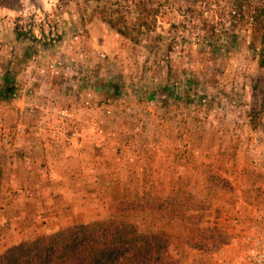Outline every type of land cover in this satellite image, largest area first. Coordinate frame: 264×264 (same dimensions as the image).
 <instances>
[{
  "label": "rangeland",
  "instance_id": "1",
  "mask_svg": "<svg viewBox=\"0 0 264 264\" xmlns=\"http://www.w3.org/2000/svg\"><path fill=\"white\" fill-rule=\"evenodd\" d=\"M141 1L160 14L171 6L154 21L176 29L134 47L88 27L85 0H0V237L2 223L72 216L82 201L128 221L123 203L179 221L176 264H264V70L239 41L227 59L207 54L187 0ZM30 25L37 43L12 40V27ZM160 46L170 53L157 56ZM158 223L140 233H160ZM194 224L228 244L189 248Z\"/></svg>",
  "mask_w": 264,
  "mask_h": 264
},
{
  "label": "trees",
  "instance_id": "2",
  "mask_svg": "<svg viewBox=\"0 0 264 264\" xmlns=\"http://www.w3.org/2000/svg\"><path fill=\"white\" fill-rule=\"evenodd\" d=\"M129 1L85 0L86 7L91 8L90 14H86L85 23L91 27L93 22L97 21L101 28H106L110 37L133 41L134 47L140 42L138 35L155 32L158 36L166 38L171 28L176 29L173 23H165V19L158 26L160 29H157V22L154 21L158 17L172 18L171 6L163 7L164 11L160 14V8L151 12L141 0L138 5H126ZM187 2L189 5L184 13L193 16L191 22H197V29L202 38L200 45L207 49V54L212 57L218 54L227 59L233 54L231 45L239 41L240 45L250 52L251 59L255 60L257 70H264V0L257 3L249 0ZM119 5H125L124 11H127V15L114 9V6ZM85 12L88 13L87 10ZM152 16L153 25L145 21ZM127 17L133 20L130 25H127ZM24 30L23 27H12V40L18 42L24 39L30 44L37 43L34 38L35 26L30 25ZM45 37L43 36L41 44L46 47L48 44ZM161 48L155 47L157 56L170 53L168 48ZM201 50L206 55V52ZM4 88H7V83H4ZM8 90L11 91V88ZM144 209L154 210L148 206ZM134 211L133 205L123 203L117 210L119 214ZM155 211L167 212L165 203L158 204ZM184 218L188 220V217ZM194 226L186 235L185 244L189 248L213 253L228 244L227 235L217 228L203 230L196 224ZM173 240V237L164 232L142 234L134 224L111 217L88 224L72 225L54 234L38 236L31 242L11 247L0 255V264H176L169 253Z\"/></svg>",
  "mask_w": 264,
  "mask_h": 264
},
{
  "label": "crops",
  "instance_id": "3",
  "mask_svg": "<svg viewBox=\"0 0 264 264\" xmlns=\"http://www.w3.org/2000/svg\"><path fill=\"white\" fill-rule=\"evenodd\" d=\"M85 141H80L79 145H84ZM77 144V143H75ZM65 147V146H64ZM121 200V199H120ZM82 201L80 207L75 209L72 216L63 217L55 213L46 215L45 217L37 216L34 219V225L23 219V217L14 218L10 224L2 223L4 234L0 237V255L6 252L11 247L17 246L21 243H27L38 236H47L56 233L57 231L76 224H88L100 220H105L110 217L108 204L102 205L99 210L92 207H87ZM133 214L129 216L128 222L134 224L138 231L140 224L147 220H152L156 217L160 220L156 229L153 232H164L171 237H180L182 235V228H179V221L177 219L164 220L163 216H159L152 211L144 213L128 212ZM129 215V214H127ZM139 232H142L141 230ZM172 244L169 247L171 250Z\"/></svg>",
  "mask_w": 264,
  "mask_h": 264
}]
</instances>
